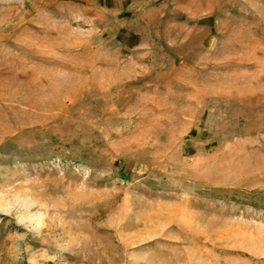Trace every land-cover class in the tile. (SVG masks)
Wrapping results in <instances>:
<instances>
[{
	"label": "rangeland",
	"instance_id": "1",
	"mask_svg": "<svg viewBox=\"0 0 264 264\" xmlns=\"http://www.w3.org/2000/svg\"><path fill=\"white\" fill-rule=\"evenodd\" d=\"M0 264H264V0H0Z\"/></svg>",
	"mask_w": 264,
	"mask_h": 264
}]
</instances>
